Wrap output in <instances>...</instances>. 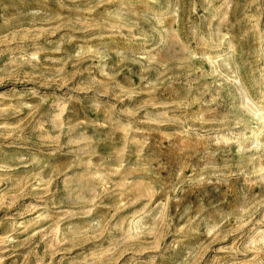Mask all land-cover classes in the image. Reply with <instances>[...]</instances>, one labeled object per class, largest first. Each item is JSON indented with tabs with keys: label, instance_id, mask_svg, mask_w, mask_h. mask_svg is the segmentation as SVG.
<instances>
[{
	"label": "rangeland",
	"instance_id": "rangeland-1",
	"mask_svg": "<svg viewBox=\"0 0 264 264\" xmlns=\"http://www.w3.org/2000/svg\"><path fill=\"white\" fill-rule=\"evenodd\" d=\"M0 264H264V0H0Z\"/></svg>",
	"mask_w": 264,
	"mask_h": 264
}]
</instances>
